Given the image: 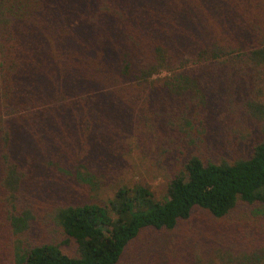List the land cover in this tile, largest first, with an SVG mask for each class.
<instances>
[{
    "label": "trees",
    "instance_id": "trees-1",
    "mask_svg": "<svg viewBox=\"0 0 264 264\" xmlns=\"http://www.w3.org/2000/svg\"><path fill=\"white\" fill-rule=\"evenodd\" d=\"M11 4H0V232L11 236L10 264H117L142 231L172 230L195 208L220 219L239 205L250 216L236 217L242 244L216 259L264 264V140L244 157L202 159L205 126L191 112L197 94L233 89L264 69V0H96L80 15L57 0L49 7L64 12L19 20ZM194 59L199 66H186ZM160 69L164 82L149 78ZM232 110L264 122L257 97ZM142 126L152 138L158 127L169 134L164 154L186 152L162 197L136 184L118 186L107 204L55 202L48 216L61 239L32 241L22 190L31 167L22 158H40V148L43 158L121 152ZM81 130L90 151L74 140ZM69 241L72 254L61 250ZM176 250L182 264H217L204 248Z\"/></svg>",
    "mask_w": 264,
    "mask_h": 264
},
{
    "label": "rangeland",
    "instance_id": "rangeland-1",
    "mask_svg": "<svg viewBox=\"0 0 264 264\" xmlns=\"http://www.w3.org/2000/svg\"><path fill=\"white\" fill-rule=\"evenodd\" d=\"M62 1L66 9L74 11L73 15L90 12L96 2V0ZM56 2L57 0H20V3H17L13 0H0V4L5 7L13 5L15 19L22 12L36 19L64 12L54 11L49 7V3L55 5ZM186 66L197 67L199 63L194 59L188 61ZM165 76H169V73L160 69L149 78L164 82ZM168 87L175 88L173 85ZM216 88V93L207 94L204 91L193 99L191 112L198 111L199 119L205 126L200 138L202 143L199 152L202 159L212 161L220 159L229 161L244 157L254 143L264 140V122L251 119L244 113L245 111L234 112L232 107L234 102L238 103L246 97H257L264 102V69L243 77L233 89L224 84ZM204 97L205 103L202 105ZM174 102L179 103V100L176 99ZM79 116L78 112H73L71 121ZM91 128L93 129V126ZM157 129L158 132L153 129L155 138H152L151 133H144L145 128L140 127V133L128 137L121 152L107 153L98 150L102 149L98 146L86 158L76 156L43 158L44 148H40V158H22L31 167V173L22 188L23 199L33 212L30 239L46 242L61 239L48 216L55 202L69 200L107 204L118 186L136 184L145 186L155 198L160 199L167 179L178 167L186 152L178 154L172 151L164 154L161 146L167 140L170 141L171 137L163 128ZM74 134L76 144L82 148L87 146L90 151L94 144L90 143L88 137L85 138L88 139L87 142L79 144L83 137H86L84 130L75 131ZM38 141L48 145L49 140L41 137ZM75 142L73 141L74 144ZM89 156L96 158H88ZM254 209L252 207V210ZM240 213L249 216L247 207L243 205H239L236 210L220 219L211 217L203 209L195 208L189 218L179 221L172 230L142 231L126 246L117 264H182L179 257L175 256L177 247L181 250L189 248L196 252L204 248L205 254H210L207 259H213L212 262L219 264L220 261L216 258L222 256L223 251L237 248L242 244L237 239L241 226L236 217ZM4 231L0 232V264H10L11 236ZM61 250L72 254L73 242L61 245ZM165 258L167 260L164 263Z\"/></svg>",
    "mask_w": 264,
    "mask_h": 264
}]
</instances>
